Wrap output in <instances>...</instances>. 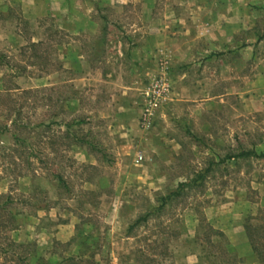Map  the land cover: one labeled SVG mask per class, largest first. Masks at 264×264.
<instances>
[{
  "label": "rangeland",
  "instance_id": "obj_1",
  "mask_svg": "<svg viewBox=\"0 0 264 264\" xmlns=\"http://www.w3.org/2000/svg\"><path fill=\"white\" fill-rule=\"evenodd\" d=\"M0 56V90L42 89L29 119L61 122L30 134V165L3 137L26 258L0 264H261L244 223L264 158L225 155L264 152V0H0Z\"/></svg>",
  "mask_w": 264,
  "mask_h": 264
},
{
  "label": "trees",
  "instance_id": "obj_2",
  "mask_svg": "<svg viewBox=\"0 0 264 264\" xmlns=\"http://www.w3.org/2000/svg\"><path fill=\"white\" fill-rule=\"evenodd\" d=\"M41 44V41L31 42L30 44H27L21 48V50L31 49L34 51V57L42 58L43 55L36 52ZM1 61L2 57L0 56V65H2ZM31 63L34 62H30V64ZM7 66L12 68V65ZM43 68H45V66L40 67L41 70ZM17 69L19 72H24L26 70V66H20ZM54 70H58V68ZM42 71L45 73L49 72V70ZM13 76L14 75L11 73L2 76V85L0 90V114L3 116L0 119V150L6 148L4 145L5 141L3 140V137L6 136L11 140L10 150H12V153H17L20 157L18 162H26L27 165H30L31 163L27 156H35L36 154L41 153L38 152L35 154V151L32 149L30 140H28L30 134L32 132H38L48 128L53 122L56 124H60L61 122L55 120H52V122H45L44 120H39L38 122L31 121L27 113L37 106H48L45 100L49 98H46L45 95H43L44 92L42 89L21 88L12 80ZM74 123H76L75 120H72L71 122H64V124L68 127ZM73 138L74 141L71 143H78L79 139L76 137ZM22 155H24L25 158H21ZM1 156L4 158V155ZM252 157L264 158V152L257 153L254 149L249 150L243 148L236 154L228 153L225 155V159H247ZM12 161L16 166H19V168L22 167L20 163L16 162V160L12 159ZM1 164L4 165V167L5 165H9L8 163L4 162V160L1 161ZM56 175L58 181L62 182V185L65 187L60 174ZM202 177L203 174H199L196 179L192 180V182H196ZM189 185V182H180L177 186V191L172 192L167 197H170L171 195H179L181 189ZM250 200L254 202L252 198H250ZM12 202L13 198L10 194H0V254H7L6 261H12L16 255L17 257L14 260L17 263H21L26 258V256H19L17 254V248L23 247L24 245L13 242L6 235L7 231L12 227L14 221V216L12 215L10 209ZM145 219L146 215L139 216L130 226V228H133L142 221H145ZM244 230L246 237L249 240L251 250L255 253L259 262L264 264V207L258 210V213L255 217L248 216L245 219Z\"/></svg>",
  "mask_w": 264,
  "mask_h": 264
},
{
  "label": "built area",
  "instance_id": "obj_3",
  "mask_svg": "<svg viewBox=\"0 0 264 264\" xmlns=\"http://www.w3.org/2000/svg\"><path fill=\"white\" fill-rule=\"evenodd\" d=\"M163 88H164L163 82L162 83L160 82V84L158 83V90L161 91V90H163ZM153 105H156L155 101H153ZM148 113L149 112H147V110H146V112H144L143 115H148Z\"/></svg>",
  "mask_w": 264,
  "mask_h": 264
}]
</instances>
